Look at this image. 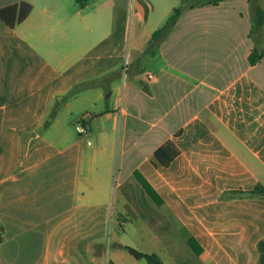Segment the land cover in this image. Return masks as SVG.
Wrapping results in <instances>:
<instances>
[{"label": "crops", "instance_id": "0c3cea01", "mask_svg": "<svg viewBox=\"0 0 264 264\" xmlns=\"http://www.w3.org/2000/svg\"><path fill=\"white\" fill-rule=\"evenodd\" d=\"M19 1L32 6L22 21L0 19V264H107L102 239L110 222L130 220L128 207L144 226V249L119 247L155 253L162 264H264V192L256 190L264 189V21L254 14L264 0L181 10L155 55L135 56L152 32L131 46L130 73L116 88L117 49L92 29L117 20L115 0L92 9L74 0L0 7ZM254 47L263 52L250 64ZM56 59L69 64L57 72ZM103 77L119 104L85 122L119 121L122 161L110 201L109 179L102 186L92 176L93 158L82 170L78 137L38 130L55 95ZM168 139L179 152L164 166L154 150Z\"/></svg>", "mask_w": 264, "mask_h": 264}, {"label": "rangeland", "instance_id": "374dc122", "mask_svg": "<svg viewBox=\"0 0 264 264\" xmlns=\"http://www.w3.org/2000/svg\"><path fill=\"white\" fill-rule=\"evenodd\" d=\"M115 1L116 6L113 9L119 10L117 20H114L111 24L106 20V22H103V29L101 30L100 25L92 29L98 35L102 31L107 33L108 39L117 49L114 54V70L110 78L111 85L116 88L118 85H122V82L126 80L130 73L131 46L142 45L149 34L163 24L173 8L193 10L195 5H192L194 4L193 0H143L148 6L146 19L144 20L133 12L135 5L137 6L135 0ZM97 2L98 0H88L89 8H94ZM140 10H143L141 6ZM258 33L261 34L259 43L264 45V28ZM95 42L91 38L80 47L79 52L84 51ZM135 56L142 63L143 59H147L150 55L148 52H139ZM68 64V61L62 62L59 59L51 62L52 68L57 72H61L64 65L67 66ZM92 80H94L93 83L85 85L89 79H84L65 92L55 95L49 109L44 113L43 122L38 130L50 137H57L61 134L78 137L83 158L82 170L88 165L87 159L89 157L93 158L91 165H95L96 168L94 167L92 176L97 178L98 185L102 184V186L106 184V179H109L107 194L110 201L111 196L117 192V187H115L116 167L118 165L120 167L122 161L119 121L117 118L114 120L113 118H107L105 115H99L95 119L88 118V122H85V116L89 113L102 112L115 101L119 104V98L117 99L116 89L110 94L111 89L104 84V77L102 80L99 78ZM79 117L83 118L82 122L84 121L83 124L86 126V133L79 134L76 130V124L80 121L77 120ZM101 195L104 196V193H101ZM141 200L146 203L151 202V199H148L145 195ZM128 209L127 215L130 220L122 227L119 224L110 222L102 239L107 264H147L144 258H135L128 249L119 247L122 243L140 250L144 249L141 244L142 240L139 239L140 234L145 232L144 226L137 218L133 207H128ZM152 241L151 238L148 240L144 238V242L150 243Z\"/></svg>", "mask_w": 264, "mask_h": 264}, {"label": "trees", "instance_id": "16d2710c", "mask_svg": "<svg viewBox=\"0 0 264 264\" xmlns=\"http://www.w3.org/2000/svg\"><path fill=\"white\" fill-rule=\"evenodd\" d=\"M75 3L81 7H83L88 0H74ZM140 3L143 5L144 9L147 10L148 6L145 1L139 0ZM221 0H194V4L192 5H204V4H215ZM31 4L26 1H19L17 3H13L10 5H6L3 7H0V19L9 27H13L15 24L22 21L30 12L31 10ZM181 10H177L176 8H173L170 15L166 18V20L163 22L162 25H160L158 28L152 31L148 41L144 45V47L141 49L140 52L145 53L148 52L150 55L149 57H152L156 54V50L159 46V43L162 41V39L166 36L172 25L174 24L175 19L180 14ZM254 14L256 16V22L258 24L263 23L264 21V10H262L259 6H257L254 10ZM262 50H259L258 48L254 47L251 49L249 55H248V61L250 64L255 63L262 55ZM94 80L87 81L85 85H90L93 83ZM83 120V119H82ZM84 123V121H83ZM179 152L177 146L175 143L168 139L165 140L162 144H160L155 150H154V156L156 159L162 164V165H168V163L177 155ZM145 189L147 190L148 194L157 202V197L154 194V191L150 188L148 184H146L145 181L142 179H139ZM258 192H264V189L257 188ZM250 192H256L255 190ZM3 237V227L0 225V242ZM128 251L135 257V258H144L147 262V264H162L160 258L155 253H146V252H140L132 247H127Z\"/></svg>", "mask_w": 264, "mask_h": 264}, {"label": "built area", "instance_id": "2783aa9c", "mask_svg": "<svg viewBox=\"0 0 264 264\" xmlns=\"http://www.w3.org/2000/svg\"><path fill=\"white\" fill-rule=\"evenodd\" d=\"M82 119L80 118V121L76 124V130L81 134L86 133V126L83 124Z\"/></svg>", "mask_w": 264, "mask_h": 264}]
</instances>
